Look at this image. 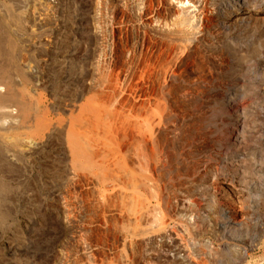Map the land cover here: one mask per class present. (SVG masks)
<instances>
[{"label":"rangeland","instance_id":"374dc122","mask_svg":"<svg viewBox=\"0 0 264 264\" xmlns=\"http://www.w3.org/2000/svg\"><path fill=\"white\" fill-rule=\"evenodd\" d=\"M51 1L0 0L19 55L0 58L13 76L0 111L20 93L12 108L24 129L14 134L0 112V145L25 142L0 153V264H216L229 244L239 264H264V0H203L202 23L189 14L181 27L176 8V23L152 31L126 15L112 36L95 28L96 0H56L58 12ZM39 115L64 130L47 136ZM136 196L158 207L151 227L197 250L132 239L146 223L131 216L144 207ZM192 207L193 232L181 221Z\"/></svg>","mask_w":264,"mask_h":264},{"label":"bare ground","instance_id":"6f19581e","mask_svg":"<svg viewBox=\"0 0 264 264\" xmlns=\"http://www.w3.org/2000/svg\"><path fill=\"white\" fill-rule=\"evenodd\" d=\"M183 1L182 0H176V3L177 4H180V3H182ZM196 2H197V0H196ZM9 9V8H8ZM7 9V10H8ZM2 10V9H1ZM10 10V9H9ZM28 10V9H27ZM180 10H182V12L181 13H183L182 14V16H181V13H180V23L179 24H181L180 26L182 27V25H185V24H188L190 21V17H189V14H188V12L189 11H186V10H184L183 8L182 9H180ZM16 11V10H15ZM9 12H11V11H9ZM10 16H11V19L13 20V21H15V17H14V14H10ZM2 19V18H1ZM18 19V18H17ZM7 20V19H6ZM5 18L3 19V20H0V58H2L3 60H6L7 62L6 63H10V64H13L15 61H16V58H17V56L19 57V55H17V56H15V52H16V45H15V42H17V41H15L14 42V40H13V36L9 33V30H8V28H6L5 26H6V24H5ZM185 37V36H184ZM16 38V37H15ZM18 47V46H17ZM21 52V51H20ZM37 55V54H36ZM33 56V55H32ZM31 57V56H30ZM37 58H38V56H37ZM1 59V60H2ZM18 60H20V59H18ZM21 60H22V58H21ZM259 62V61H258ZM16 63H17V61H16ZM263 63V62H262ZM18 64V63H17ZM16 64V65H17ZM14 65H15V63H14ZM21 65V64H20ZM30 65H34V64H30ZM29 65V66H30ZM6 67V68H5ZM18 67V66H17ZM21 67V66H20ZM24 67V66H23ZM23 67H21V68H23ZM30 67H32V66H30ZM34 67V66H33ZM13 68V67H12ZM7 66H3V65H0V84L1 83H4V82H12L13 81V79L11 80V78L13 77V76H8L9 74L7 73ZM14 69H15V71L17 72V74H19V76H20V78H21V81L23 80V81H25L24 83H26V80L27 81H29L28 80V76H27V72L26 73H24V71H22V70H19L18 68L16 69L15 67H14ZM31 69V68H30ZM251 69V68H250ZM23 70H24V68H23ZM27 70H28V68H27ZM8 72H10V70H8ZM30 72V71H29ZM93 72V71H92ZM13 73V72H12ZM31 73V72H30ZM251 73V72H250ZM11 74V73H10ZM32 74V73H31ZM95 74V73H94ZM14 75V74H13ZM29 75V74H28ZM31 76V75H30ZM39 76V75H38ZM35 77V76H34ZM93 77V76H92ZM15 78V77H14ZM32 78V77H31ZM30 79V78H29ZM94 79V78H93ZM92 80V79H91ZM17 81H18V79H17ZM16 81V82H17ZM22 81V82H23ZM21 82V83H22ZM33 82V81H32ZM13 83V82H12ZM11 83V84H12ZM24 83H22V86H23V84ZM31 83V82H30ZM27 84V83H26ZM25 84V85H26ZM33 84V83H32ZM24 85V86H25ZM93 85V84H92ZM4 86V85H3ZM1 87L2 89H0L1 91L2 90H4L5 88L4 87ZM12 86V85H11ZM15 87H18V86H15ZM26 87V86H25ZM29 87V86H28ZM4 88V89H3ZM7 88V87H6ZM23 88V87H22ZM28 89V88H27ZM7 90V89H6ZM25 90H26V88H25ZM5 91V90H4ZM10 91V90H9ZM19 91V90H18ZM21 91V90H20ZM30 91V90H29ZM3 92V91H2ZM11 92V91H10ZM15 92V91H14ZM13 92V93H14ZM22 92V91H21ZM36 92V91H35ZM31 93V92H30ZM30 93H28V96L30 97V95H32V94H30ZM16 94H20V93H15V95ZM26 94V93H25ZM30 94V95H29ZM2 95V94H1ZM10 95V94H9ZM12 96V94H11V96L10 97H8L6 100H5V103H6V110L3 112V111H0V112H3L2 113V115H5L6 116V118L8 119V120H1L2 122H5L4 124L1 122L0 124H3V125H5L6 126V121H10V123L12 124V126H11V130L13 131V130H15V132L17 133L18 131H17V129L20 127H22L21 126V119H20V115L19 116H15L16 114H14V109L12 108L14 105H12V103H14V102H19V100H18V98L16 97V96ZM20 96V95H19ZM27 96V95H26ZM5 97V96H4ZM21 97H23V94L21 93ZM29 97L27 98L28 100H29ZM4 99V98H3ZM26 99V98H25ZM31 99V98H30ZM57 99V98H56ZM2 100V99H1ZM22 100H24V99H22ZM22 100L20 101V105H21V107H22V109L21 110H23V111H25L26 112V110L27 109H29L30 108V105L29 104H27V103H23L22 102ZM3 101V100H2ZM25 101V100H24ZM30 102H32V101H29V103ZM54 102H56V101H54ZM51 103H53V102H51ZM19 104H17V105H19ZM32 105H33V103H31ZM38 104V103H37ZM19 105V106H20ZM31 105V106H32ZM36 105V104H35ZM49 105V104H48ZM51 105H53V104H51ZM50 105V106H51ZM58 105L59 104H57L56 105V107H58ZM39 106H40V103H39ZM43 106V105H42ZM54 106H55V104H54ZM20 107V108H21ZM35 107V106H34ZM55 107V108H56ZM79 107V106H78ZM230 107V105H228V108ZM3 108V107H2ZM45 108V107H44ZM52 108V107H51ZM34 109V108H33ZM32 108H31V110H33ZM36 109V108H35ZM39 109V110H38ZM46 109V108H45ZM57 109V108H56ZM17 110V109H16ZM18 110H20V109H18ZM30 110V109H29ZM37 114L38 113H40L41 111H44V110H42V107L40 106L39 108H37ZM55 110V109H54ZM73 110V109H72ZM16 112V111H15ZM30 112V111H29ZM33 112V111H32ZM31 112V113H32ZM44 112H46V111H44ZM52 112V111H51ZM34 113V112H33ZM46 113H48V112H46ZM45 113V114H46ZM24 114V113H23ZM28 114V113H27ZM37 114H33V115H37ZM41 114H42V112H41ZM88 114V113H87ZM98 114V113H97ZM127 114V113H126ZM1 115V114H0ZM29 115H30V113H29ZM32 115V114H31ZM43 115V114H42ZM42 115H39L40 116V118H38L37 120V122H36V118L35 119H33L32 118V120H35V124H36V126L37 125H39L38 127L41 129V130H45L46 131V135L48 136V134H49V131H53V130H56L58 127H57V124H58V122L56 123V124H53L52 122H51V124H48L47 123V119L45 118V117H41ZM49 115V114H48ZM84 115V114H83ZM103 116H104V113L102 114ZM47 116V115H46ZM85 116V115H84ZM101 116V115H100ZM102 116V117H103ZM123 116V115H122ZM48 117V116H47ZM53 117V116H52ZM51 117V118H52ZM92 117V116H91ZM94 117V116H93ZM106 117V116H105ZM109 117V116H108ZM128 117H129V115H128ZM138 117V116H137ZM104 118V117H103ZM150 118V117H149ZM110 119V118H109ZM134 119V118H133ZM148 119V118H147ZM28 120V119H27ZM87 120V119H86ZM137 120V119H136ZM140 120V119H139ZM142 120V119H141ZM55 121V120H54ZM121 121V120H120ZM138 121V120H137ZM148 120H146V122H147ZM152 121V120H151ZM27 122V121H26ZM49 122V121H48ZM56 122V121H55ZM91 122V121H90ZM117 122V121H116ZM124 121H122V123H123ZM146 122H143L142 121V124H144V123H146ZM28 123V122H27ZM34 123V122H33ZM38 123V124H37ZM118 123V122H117ZM238 123V122H237ZM26 124V123H25ZM75 124H77V123H75ZM91 124V123H90ZM105 124V123H104ZM108 124V123H107ZM116 124V123H115ZM124 124V123H123ZM153 124V123H152ZM3 125H1V126H3ZM27 125V124H26ZM28 125H30V123L28 124ZM27 125V126H28ZM102 125V124H101ZM148 125V124H147ZM147 125H144V126H146L147 127ZM151 125V124H150ZM159 125V124H158ZM10 126V125H9ZM59 126V125H58ZM123 126V125H122ZM153 126V125H152ZM239 126V125H238ZM7 127V126H6ZM65 127V126H64ZM133 127H136V126H133ZM149 127V126H148ZM19 128V129H20ZM28 128V127H27ZM32 128V127H31ZM31 128H28V130L29 129H31ZM59 128H62V127H59ZM58 128V129H59ZM66 128V132H67V127H65ZM69 128H72L73 129V126L71 127V126H69ZM74 128H76V127H74ZM86 128H88L87 126H86ZM85 128V129H86ZM95 128V127H94ZM99 128V127H98ZM98 128H95V129H98ZM106 128V127H105ZM138 128V127H137ZM143 128V127H142ZM152 128V127H151ZM72 129H70V132L71 131H73ZM78 129V128H77ZM81 129H82V126H81ZM109 129H111L110 128V125H109ZM113 129V128H112ZM135 129V128H134ZM140 129V128H139ZM153 129V128H152ZM240 129V128H239ZM21 130H24L23 128L22 129H20V131ZM62 130H64V128H62ZM83 130V129H82ZM94 130V129H93ZM4 131V130H3ZM33 131L35 132V129H33ZM37 131H40L39 129L37 130ZM45 131L43 132V131H41V132H43V133H45ZM78 131H80L79 129H78ZM77 131V132H78ZM91 131V130H90ZM96 131V130H95ZM101 131H104V130H101ZM107 131V130H106ZM109 131V130H108ZM112 132H114L113 130H111ZM111 131H109V132H111ZM141 131H142V129H141ZM146 131V130H145ZM5 132H6V134L8 133L9 134V132H11L10 131V129H9V131H8V129L7 130H5ZM15 132L13 131V133L15 134ZM21 132H23V131H21ZM26 132V131H25ZM29 132V131H28ZM70 132L68 133V134H70ZM74 132H75V130H74ZM73 132V133H74ZM87 132H88V130H87ZM92 132V131H91ZM109 132H107V134L108 135H110L109 134ZM119 132V131H118ZM128 132V131H127ZM137 132V131H136ZM151 132H152V130H151ZM1 133V132H0ZM31 133H33V132H31ZM39 133V132H38ZM59 133V132H58ZM80 134L82 133L81 131L79 132ZM88 133H90V132H88ZM96 133V132H95ZM101 133H103V132H101ZM126 133V132H125ZM139 133V132H138ZM141 133V132H140ZM147 133H149V132H147ZM147 133H145V134H147ZM153 133V132H152ZM3 134V133H2ZM40 134V133H39ZM39 134H37V136H39ZM42 134V133H41ZM86 134V133H85ZM97 134H100V131H99V133H97ZM137 134V133H136ZM144 134V135H145ZM154 134V133H153ZM10 135V134H9ZM26 135V134H25ZM50 135V134H49ZM53 135V134H52ZM71 135H72V133H71ZM75 135V134H74ZM82 135V134H81ZM103 135V134H102ZM102 135H95V137L96 136H102ZM120 135V134H119ZM126 135V134H125ZM152 135V134H151ZM35 136H36V134H35ZM44 136V135H43ZM54 136V135H53ZM73 136V135H72ZM77 136H79V134H77ZM76 135H75V138L77 137ZM84 136V135H83ZM82 136V137H83ZM153 136V135H152ZM13 137H16V138H13V139H11L12 141H10V139H9V137H4L3 138V140H2V144L0 145L1 147H0V153H2L3 152V149H4V146L6 145V146H10L11 145V147H12V145H17V144H20V142H22L21 141V138H19V137H17V135L16 136H13ZM27 137H28V135H27ZM74 137V136H73ZM73 137H71V138H73ZM92 137V136H91ZM105 137V136H104ZM7 138H8V140H7ZM10 138H11V136H10ZM29 138V137H28ZM30 138H31V136H30ZM37 138V137H36ZM46 138V137H45ZM74 138V140H76V141H78V138H76L75 139ZM93 138V137H92ZM101 138V137H100ZM152 138V137H151ZM232 138V137H231ZM64 139V138H63ZM85 139H87V138H85ZM85 139L83 140L84 142H86L87 143V141H85ZM90 140H91V138H89ZM94 139V138H93ZM98 139V138H97ZM107 139V138H106ZM37 140V139H36ZM43 140V139H42ZM45 140V139H44ZM49 140V139H48ZM90 140H88V141H90ZM101 140L103 141V139L101 138ZM101 140H98V141H101ZM109 140V139H108ZM111 140V139H110ZM113 140H115V138L113 139ZM110 141V142H114V144H112V143H110V146H109V148L111 149V146H112V149H114L113 148V145H115L116 143H115V141H117V140H115V141ZM24 141V140H23ZM30 141H31V143H32V140L30 139L29 141H28V139H27V142H29L30 143ZM73 141V140H72ZM80 141V140H79ZM83 141H81V142H83ZM96 140H94V142H95ZM147 141V140H146ZM39 142V141H38ZM55 142V141H54ZM66 142V141H65ZM81 142H78V143H81ZM90 142H92V141H90ZM133 142V141H132ZM22 143H25V142H22ZM33 143L35 144V142L33 141ZM31 144L32 146L34 145V144ZM50 143V142H49ZM77 143V144H78ZM93 143V142H92ZM91 143V144H92ZM97 143V142H96ZM99 144L98 145H102V144H100V142H98ZM105 143V142H104ZM103 143V144H104ZM107 143V142H106ZM109 143V142H108ZM82 144V143H81ZM81 144H79V145H77L78 147H80V145ZM37 145V143L34 145V146H36ZM76 145V144H75ZM83 145H84V143H83ZM86 145V144H85ZM89 145H90V143H89ZM96 145V144H95ZM107 145V144H106ZM106 145H104L105 146V148H106ZM117 145H118V142H117ZM29 146H30V144H29ZM64 146V145H63ZM82 146V145H81ZM91 146V145H90ZM97 146V145H96ZM135 146V145H134ZM133 146V147H134ZM137 146V145H136ZM10 147V148H11ZM27 147V146H26ZM40 147V146H39ZM102 147V146H101ZM115 147V146H114ZM140 147H142V145L140 146ZM17 148V147H16ZM22 148H24V147H22ZM21 148V150H23ZM30 148H31V146H30ZM35 148H37V146L35 147ZM73 148V147H72ZM144 148V147H143ZM147 148V147H146ZM14 149V148H13ZM28 149V148H27ZM75 149V148H74ZM82 148H80V150H81ZM85 149V148H84ZM16 150H18V149H16ZM76 150H79V149H76ZM90 150V149H89ZM96 150V149H95ZM98 150V149H97ZM96 150V151H97ZM143 150V149H142ZM11 151H12V149H11ZM82 152H84L83 150H81ZM92 151V150H91ZM94 151V150H93ZM95 151V152H96ZM15 152V151H14ZM28 152V151H27ZM30 152V151H29ZM86 152V151H85ZM99 152V151H98ZM104 152H105V149H104ZM109 152H111V150H109ZM140 152V151H139ZM5 153V152H4ZM46 153V152H45ZM81 153V152H80ZM91 153V152H90ZM106 153V152H105ZM112 153V152H111ZM111 153H109V154H111ZM23 154V153H22ZM102 154V153H101ZM101 154H99V155H101ZM113 154H115V152H113ZM154 154V153H153ZM25 155V154H24ZM98 155V156H99ZM108 155V154H107ZM122 155V154H121ZM138 155V154H137ZM79 156V155H78ZM84 156V155H83ZM106 156V155H105ZM104 156V157H105ZM112 156V155H111ZM116 156H118V155H116ZM116 156H114V157H116ZM153 156V155H152ZM10 157V156H9ZM144 157V156H143ZM3 158V157H2ZM96 158V157H95ZM99 158H100V156H99ZM109 158H110V156H109ZM119 158V157H118ZM122 158V157H121ZM124 158V157H123ZM145 158V157H144ZM6 159V158H5ZM12 159V158H11ZM31 159V158H30ZM65 159V158H64ZM112 159H114V158H112ZM111 159V160H112ZM116 159V158H115ZM114 159V160H115ZM142 159L143 158H141L140 157V159H137L138 161H142ZM3 160V159H2ZM13 160V159H12ZM68 160H70V159H68ZM102 160H103V158H102ZM120 160V159H119ZM123 160V159H122ZM124 160H125V158H124ZM123 160V161H124ZM145 160V159H144ZM6 161H8V160H6ZM104 161H105V159H104ZM103 161V162H104ZM107 161H109V159H107ZM116 161V160H115ZM1 162V161H0ZM66 162V161H65ZM102 162V163H103ZM110 162V161H109ZM114 162V161H113ZM117 162V161H116ZM122 162V161H121ZM120 162V163H121ZM125 163H126V160L124 161ZM5 163V162H4ZM99 163V162H98ZM101 163V162H100ZM101 163V164H102ZM123 163V162H122ZM121 163V164H122ZM124 163V164H125ZM1 164V163H0ZM118 164V163H117ZM123 164V165H124ZM127 164V163H126ZM125 164V165H126ZM3 165V164H2ZM58 165V164H57ZM68 165V164H67ZM106 165H108V164H106ZM128 165V164H127ZM126 165V166H127ZM1 166V165H0ZM8 166V165H7ZM122 166V165H121ZM129 166V165H128ZM128 166H127V168H128ZM140 166V165H139ZM63 167V166H62ZM68 167V166H67ZM77 167V166H76ZM110 167H111V165H110ZM114 167V166H113ZM137 167V166H136ZM69 168V167H68ZM67 168V169H68ZM66 169V170H67ZM109 169V168H108ZM124 169V168H123ZM6 171V170H5ZM73 171V170H72ZM71 171V172H72ZM70 172V171H69ZM70 172V173H71ZM111 172V171H110ZM1 173V172H0ZM112 173V172H111ZM1 174H3V173H1ZM4 174H6V173H4ZM117 174V173H116ZM127 174V173H126ZM133 174V173H132ZM71 175H74V173L72 172V174ZM111 175V174H110ZM1 176V175H0ZM107 176H109V175H107ZM130 176H131V174H130ZM135 176V175H134ZM3 177V176H2ZM69 179H71L69 176H67ZM133 177V176H132ZM132 177H130L131 179H132ZM1 178V177H0ZM3 179H4V177H3ZM65 179V178H64ZM74 179V177L72 178V180ZM68 180V179H67ZM5 181V180H4ZM70 181V180H69ZM1 182V181H0ZM136 182V181H135ZM6 183V182H5ZM4 183V184H5ZM7 184V183H6ZM95 184V183H94ZM106 185V184H105ZM124 185V184H123ZM4 186V185H3ZM3 186L1 187L2 189H3ZM124 187H126V186H124ZM130 187V186H129ZM1 189V190H2ZM120 189H122V188H120ZM118 190H119V187H118ZM124 191L126 190V189H123ZM131 190V188L130 189H127V192H129V191ZM135 191V189L133 190V192ZM4 192V191H3ZM2 192V193H3ZM120 192H121V190H120ZM123 192V191H122ZM132 192V193H133ZM60 193V192H59ZM130 193V192H129ZM134 194V193H133ZM137 194H139V193H137ZM122 196V195H121ZM140 198H138L137 196H136V200L137 201H139V204L141 205H143L144 207H141L140 209H139V211L138 212H134V214L133 215H131L134 219H137L139 216H137V215H139V214H142V217H143V219L144 218H146L145 219V226H144V228H141L140 229V231H138V233L137 234H135L134 233V237H132V239L133 238H140V237H143V236H146V238L147 239H150V238H153V237H155V236H159V237H162V236H165L166 234H168V230H165V228H161V229H159L158 227L156 228V229H154L153 227H151L152 225H153V223H152V221L150 220L151 219V216H152V218H153V215H151L152 214V211L156 208V205H153L152 207V210L150 209V211H148V209H149V206H151V205H149V204H147L149 201L147 200V199H142L141 198V196H139ZM134 198H135V196H134ZM138 198V199H137ZM149 198V197H148ZM143 200V201H142ZM144 200H147L148 202L146 203V204H144ZM149 200H151L150 198H149ZM153 200V199H152ZM136 201V202H137ZM141 202V203H140ZM135 203V202H134ZM138 203V202H137ZM149 203H151V202H149ZM186 203V202H185ZM139 204H134V205H139ZM141 205V206H142ZM211 205V204H210ZM4 206V205H3ZM146 206V207H145ZM195 207V206H194ZM137 208H139V207H137ZM158 209V207L156 208V212L158 211L157 210ZM198 210V209H197ZM197 210L196 209H194L193 207L192 208H190V214H188V212H186L188 215H186L185 214V216H182V222L188 227V229H192V232L193 231H196L198 228L196 227V224H194V222L191 220V217L190 216H192V215H196L195 213L197 212ZM1 211V210H0ZM155 211V210H154ZM153 211V213H155ZM207 211V210H206ZM4 212V211H3ZM133 212V211H132ZM217 212V211H216ZM129 214V213H128ZM156 214V213H155ZM130 215V214H129ZM146 216V217H145ZM141 217V216H140ZM139 217V218H140ZM138 218V219H139ZM0 219H5V216L4 215H1L0 216ZM137 219V220H138ZM218 219V218H217ZM155 225V224H154ZM260 225V224H259ZM258 225V226H259ZM156 227V226H155ZM161 227H163V226H161ZM168 227V226H167ZM201 227H202V225H201ZM264 228V227H263ZM236 230H238V229H236ZM260 230V229H259ZM190 231V230H189ZM137 232V231H136ZM240 232V231H239ZM191 233V232H190ZM234 233V232H233ZM232 233V234H233ZM236 233V232H235ZM239 234V233H238ZM237 233H236V235L235 236H240V235H238ZM260 234V233H259ZM262 234V233H261ZM129 236V235H128ZM128 238V237H127ZM145 238V239H146ZM194 238V237H193ZM192 238V239H193ZM233 238V237H232ZM128 240V239H127ZM194 240V239H193ZM198 240V239H197ZM130 241V240H129ZM132 241V240H131ZM196 241V240H195ZM224 242V241H223ZM189 244V243H188ZM226 245H227V243H226ZM230 245V244H229ZM227 245V246H225L224 247V249H222L223 250V254H222V257L221 258H219L218 260H216V262L215 261H213V262H215L216 264H239L241 261H243V259H244V257H239L238 255H237V250H236V248H235V245L234 246H232V245ZM191 246H192V248H191ZM191 248V249H190ZM262 248V247H261ZM185 251H187V252H190V253H192V251H194L195 252V249L197 250V248H196V244H189V245H187V246H185V248H183ZM249 249V248H248ZM182 250V249H181ZM210 250V249H209ZM208 250V251H209ZM211 253V252H210ZM214 252L212 251V253H211V255L213 254ZM216 253V252H215ZM194 254V253H193ZM250 254V253H249ZM197 255V254H196ZM205 255V254H204ZM208 255V254H207ZM206 256V255H205ZM215 256V255H214ZM263 258H264V256H263ZM215 260V259H214ZM260 260V259H259ZM247 261V260H246ZM212 262V263H213ZM242 263V262H241Z\"/></svg>","mask_w":264,"mask_h":264},{"label":"built area","instance_id":"2783aa9c","mask_svg":"<svg viewBox=\"0 0 264 264\" xmlns=\"http://www.w3.org/2000/svg\"><path fill=\"white\" fill-rule=\"evenodd\" d=\"M182 1V3L177 4L176 0H96L93 12L94 20L97 23V26L95 24V28H98L103 35L108 34V36H112L118 23L123 21L126 15H130L131 18L138 22H145L144 26H147L149 31L156 28L164 29L165 26L173 24V22L176 23V8L179 10L183 8L189 11L188 14H190L195 21L202 23L204 15L198 9L203 6V0H197V3L196 0ZM50 4H52V9L58 12L59 5L56 0H52ZM170 9L174 10V16L170 15ZM174 220L175 219L169 220L172 227L175 226H173ZM174 234L172 239H169V235L162 237L155 236L148 239V243L157 245L185 243L176 238L175 232ZM176 239L180 242L178 243ZM188 239L191 241L190 237H188ZM188 239L185 246H187L189 242Z\"/></svg>","mask_w":264,"mask_h":264}]
</instances>
